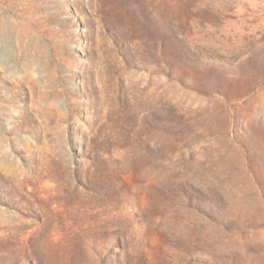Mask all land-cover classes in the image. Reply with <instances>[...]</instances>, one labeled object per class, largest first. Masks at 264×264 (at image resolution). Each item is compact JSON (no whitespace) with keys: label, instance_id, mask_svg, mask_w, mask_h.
I'll use <instances>...</instances> for the list:
<instances>
[{"label":"rangeland","instance_id":"1","mask_svg":"<svg viewBox=\"0 0 264 264\" xmlns=\"http://www.w3.org/2000/svg\"><path fill=\"white\" fill-rule=\"evenodd\" d=\"M0 264H264V0H0Z\"/></svg>","mask_w":264,"mask_h":264}]
</instances>
